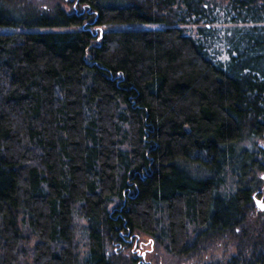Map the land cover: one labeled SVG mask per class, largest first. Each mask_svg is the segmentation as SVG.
I'll use <instances>...</instances> for the list:
<instances>
[{
    "label": "trees",
    "instance_id": "16d2710c",
    "mask_svg": "<svg viewBox=\"0 0 264 264\" xmlns=\"http://www.w3.org/2000/svg\"><path fill=\"white\" fill-rule=\"evenodd\" d=\"M263 137L264 0H0V264H264Z\"/></svg>",
    "mask_w": 264,
    "mask_h": 264
},
{
    "label": "rangeland",
    "instance_id": "374dc122",
    "mask_svg": "<svg viewBox=\"0 0 264 264\" xmlns=\"http://www.w3.org/2000/svg\"><path fill=\"white\" fill-rule=\"evenodd\" d=\"M37 6L49 7L53 5L56 0H31ZM258 144L264 149V137L259 139ZM257 206L259 209L264 208V200H258ZM83 224V222H81ZM81 241L83 237L81 236ZM83 252L85 253L86 248L82 247ZM109 252L112 254L114 252H122V254L128 259L131 257H137L141 260L143 264H197V258H191L186 255L172 256L164 251L162 248L158 247L155 243V240L143 233H139L137 236V244L134 249L125 250L122 247L109 248ZM143 256V258H142ZM126 264V263H125Z\"/></svg>",
    "mask_w": 264,
    "mask_h": 264
},
{
    "label": "water",
    "instance_id": "95a60500",
    "mask_svg": "<svg viewBox=\"0 0 264 264\" xmlns=\"http://www.w3.org/2000/svg\"><path fill=\"white\" fill-rule=\"evenodd\" d=\"M262 177L264 178V174L262 175ZM261 210H264V208H263V207H261Z\"/></svg>",
    "mask_w": 264,
    "mask_h": 264
}]
</instances>
